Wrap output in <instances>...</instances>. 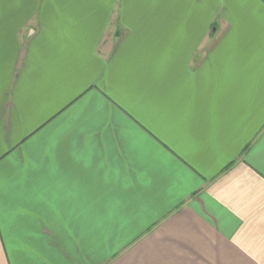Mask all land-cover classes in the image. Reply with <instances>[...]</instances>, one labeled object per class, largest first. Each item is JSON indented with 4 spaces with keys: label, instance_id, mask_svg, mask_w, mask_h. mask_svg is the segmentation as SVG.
<instances>
[{
    "label": "crops",
    "instance_id": "crops-1",
    "mask_svg": "<svg viewBox=\"0 0 264 264\" xmlns=\"http://www.w3.org/2000/svg\"><path fill=\"white\" fill-rule=\"evenodd\" d=\"M0 264H264V0H0Z\"/></svg>",
    "mask_w": 264,
    "mask_h": 264
}]
</instances>
